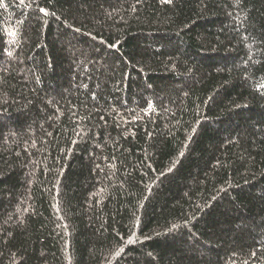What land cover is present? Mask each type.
Returning <instances> with one entry per match:
<instances>
[{
    "label": "trees",
    "instance_id": "trees-1",
    "mask_svg": "<svg viewBox=\"0 0 264 264\" xmlns=\"http://www.w3.org/2000/svg\"><path fill=\"white\" fill-rule=\"evenodd\" d=\"M0 264H264V0H3Z\"/></svg>",
    "mask_w": 264,
    "mask_h": 264
},
{
    "label": "snow or ice",
    "instance_id": "snow-or-ice-1",
    "mask_svg": "<svg viewBox=\"0 0 264 264\" xmlns=\"http://www.w3.org/2000/svg\"><path fill=\"white\" fill-rule=\"evenodd\" d=\"M20 2L23 3L24 0H20ZM32 2H35V0H30V3H32ZM2 5H3V0H0V6H2ZM38 7H39V6H38ZM39 11L42 12V13L47 14L46 9L43 8V7H39Z\"/></svg>",
    "mask_w": 264,
    "mask_h": 264
}]
</instances>
